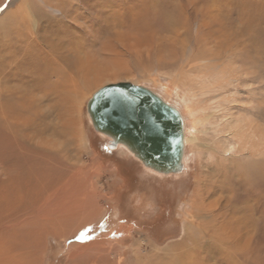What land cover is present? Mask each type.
Returning a JSON list of instances; mask_svg holds the SVG:
<instances>
[{"label": "bare ground", "instance_id": "1", "mask_svg": "<svg viewBox=\"0 0 264 264\" xmlns=\"http://www.w3.org/2000/svg\"><path fill=\"white\" fill-rule=\"evenodd\" d=\"M5 1L0 0V5ZM9 1L8 10L0 18V235L5 236L6 241L15 239L16 246L22 244L33 249L41 243V225L47 234L60 232V237L64 238L98 208L96 200L89 195L78 202L83 195L79 189L87 184L81 180L85 177L79 175L80 168L77 169L67 155L68 142H85L73 97L84 94L104 78H114L119 69L115 55L127 54L135 47L149 53L150 45L144 38L154 39L163 31L162 34H169L168 38L177 41L179 36L174 28L179 20L175 19L173 0H38L40 9L31 11L30 16L24 11L27 0ZM184 1L179 2L181 13L187 17L193 14L202 17L196 30L205 32L211 27L213 14L200 8L198 11L194 7L196 0ZM260 5L264 8V2ZM125 10L134 23L129 29H126ZM5 20L10 21L7 27L3 25ZM210 30L205 36L207 42L212 43ZM243 31L246 32L239 35L246 34L244 42L250 45L253 33L247 28ZM224 34L223 31L222 35L227 36ZM116 43L124 49L114 53L112 47ZM96 44H99L97 48ZM213 47L217 50L220 45ZM172 48L170 46V53L176 54ZM157 62L165 64L162 58ZM184 63L185 60L183 66ZM179 113L183 119L184 113L182 115L181 110ZM210 119L216 126L219 124L214 113L206 117V121ZM230 123L227 120L226 132L231 142L224 143V153L232 151L241 155L245 150L251 156V152L258 149L257 142L261 141L258 133L251 132V126L246 123L232 124L233 128L229 127ZM196 141V137L186 136L183 119L182 171L186 167L185 145ZM221 157H212L210 166L213 167L208 169L212 173L206 174V177L221 179L217 185L219 194L214 182L206 189L205 182L197 177L192 201L196 212L191 216L187 240L175 248L176 251L173 249L171 255L167 251L154 253L150 264H264L263 259L257 261L254 248L242 246L234 234L240 231L243 220L239 206L241 196L247 198L244 216L249 217L253 211L250 192L257 184L264 188V162H260L259 171H255L253 163L244 162L243 157L233 165H224ZM64 174H68L67 178ZM258 220L264 222V207L259 209ZM94 248L88 245L78 252L99 251ZM100 254L108 256L105 249Z\"/></svg>", "mask_w": 264, "mask_h": 264}, {"label": "rangeland", "instance_id": "2", "mask_svg": "<svg viewBox=\"0 0 264 264\" xmlns=\"http://www.w3.org/2000/svg\"><path fill=\"white\" fill-rule=\"evenodd\" d=\"M9 2L6 0L0 5V18L8 10ZM172 2H175V19L181 22H177L174 28V33L177 32L179 36L177 41L168 38L169 34H162L163 31L157 33L156 39H151L150 36L144 38L148 39L145 43L150 45L149 53L135 47L127 54L115 55L119 64L115 77L104 78L84 94L73 97L85 142H68L67 155L71 163L77 169L80 168L79 175L81 178L85 177V180H81L87 184L79 189L83 195L78 202L81 203L89 195L96 200V213L91 212L89 217L92 219L85 217L82 225L72 234L66 233L64 238L60 237V232L56 235L47 234L41 225L42 240L40 246L36 245L33 249L22 244L16 246L15 239L6 241L5 236L0 235V264H150L154 253L167 251L170 254L187 240L191 216L196 212L192 201L197 177L202 183L205 182L203 185L206 189L209 188L206 186L214 182L213 186L219 194L217 185L221 179L206 177L207 173H212L208 170L213 167L210 166L212 157L215 159L222 156L224 165H233L244 158V162L253 163V169L259 171L260 162H264V8L259 4L264 0H196L193 5L198 11L199 8L206 10L215 18L212 22L208 21L211 27L205 32L196 30L197 23L199 25L202 21L200 15L187 17L181 13L179 2L183 3L184 0ZM25 5L24 11L29 16L34 9H40L38 0H27ZM127 11L126 29H129L134 23ZM8 21L3 25L7 27L10 24ZM244 28L253 33L250 45L244 42L246 34L239 35L240 32H246L243 31ZM209 30L213 37L210 40L212 43L207 42L205 36ZM223 31L227 36L222 35ZM216 44L220 45L217 50L213 47ZM98 45L96 44V48ZM170 46L175 48L178 55L170 53ZM235 46L237 49H234ZM123 49L116 43L112 52ZM160 58L165 64L157 62ZM183 60L186 61L185 66L182 64ZM117 82L144 86L181 110L182 115L184 113L186 136L197 138L195 143L185 145L184 171L176 175L152 174L124 149L109 150L108 140L94 132L86 115L87 101L101 87ZM211 113L217 117V126L211 119L206 121ZM227 120L231 122L229 127L233 128L232 124L239 122L246 123L251 126V132L258 133L261 141L257 142L258 149L251 152V156L245 150L243 155L232 151L224 153V145L231 142L226 132ZM64 176L67 178L68 174ZM120 193H124L122 197ZM249 198L250 205L253 206L252 215L244 216L247 198L241 196L239 206L243 220L239 225L240 231L234 234H237L242 246L254 248L259 262L264 260V222L258 220L259 209L264 207V188L257 184ZM29 218H33V212ZM88 245L99 251L78 252ZM104 249L109 257L100 254ZM75 253L76 256H72Z\"/></svg>", "mask_w": 264, "mask_h": 264}, {"label": "water", "instance_id": "3", "mask_svg": "<svg viewBox=\"0 0 264 264\" xmlns=\"http://www.w3.org/2000/svg\"><path fill=\"white\" fill-rule=\"evenodd\" d=\"M134 101L136 118L125 122L114 110L116 97ZM86 115L108 149L122 148L155 175L179 174L183 159V119L179 110L148 88L130 82L107 84L87 101Z\"/></svg>", "mask_w": 264, "mask_h": 264}, {"label": "snow or ice", "instance_id": "4", "mask_svg": "<svg viewBox=\"0 0 264 264\" xmlns=\"http://www.w3.org/2000/svg\"><path fill=\"white\" fill-rule=\"evenodd\" d=\"M111 103L114 106V110L120 114L121 118L125 120V122L136 118L134 101L126 100L118 96L114 98Z\"/></svg>", "mask_w": 264, "mask_h": 264}, {"label": "flooded vegetation", "instance_id": "5", "mask_svg": "<svg viewBox=\"0 0 264 264\" xmlns=\"http://www.w3.org/2000/svg\"><path fill=\"white\" fill-rule=\"evenodd\" d=\"M123 194H124V193H122V194L120 193V196L122 197ZM121 200H123V199H120V201H121ZM120 203H121V202H120Z\"/></svg>", "mask_w": 264, "mask_h": 264}]
</instances>
